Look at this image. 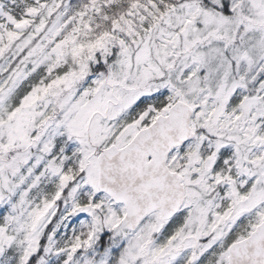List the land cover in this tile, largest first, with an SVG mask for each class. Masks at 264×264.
<instances>
[{
  "label": "snow or ice",
  "instance_id": "snow-or-ice-1",
  "mask_svg": "<svg viewBox=\"0 0 264 264\" xmlns=\"http://www.w3.org/2000/svg\"><path fill=\"white\" fill-rule=\"evenodd\" d=\"M0 264H264V0H0Z\"/></svg>",
  "mask_w": 264,
  "mask_h": 264
}]
</instances>
